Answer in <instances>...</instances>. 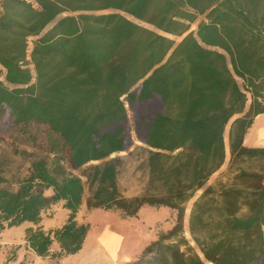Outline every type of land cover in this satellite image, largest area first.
Returning <instances> with one entry per match:
<instances>
[{"label":"trees","instance_id":"16d2710c","mask_svg":"<svg viewBox=\"0 0 264 264\" xmlns=\"http://www.w3.org/2000/svg\"><path fill=\"white\" fill-rule=\"evenodd\" d=\"M263 95L264 0H1L0 118L7 112L16 126H48L57 162L83 174L58 179L39 160L19 191L0 185V231L38 225L45 209L63 202L66 222L53 231L27 228L26 244L41 257L54 242L53 257L77 253L91 226L77 220L83 176L89 209L138 219L143 205L171 206L181 220L185 202L225 163L231 122L234 175L194 201L193 244L173 253L157 238L132 264H262L264 170L254 163L264 148L245 146L244 138L264 113ZM127 102L151 116L140 117L150 182L134 197L121 193L111 157L128 147Z\"/></svg>","mask_w":264,"mask_h":264},{"label":"rangeland","instance_id":"374dc122","mask_svg":"<svg viewBox=\"0 0 264 264\" xmlns=\"http://www.w3.org/2000/svg\"><path fill=\"white\" fill-rule=\"evenodd\" d=\"M33 1V0H30ZM1 2V0H0ZM109 11H100L96 15L105 14ZM130 20L131 18L128 17ZM202 18V17H201ZM200 18V19H201ZM141 24L147 25L140 22ZM148 26V25H147ZM197 23L192 24L191 30H196ZM177 42L182 37L171 36ZM34 37L29 38V53L33 47ZM241 83V80H239ZM251 102V97L248 94L247 106ZM129 111L128 120L123 123L125 128V136L128 147L125 151L115 153L111 157H117V171H118V186L121 193L125 197H134L143 195L148 189L150 182V169L148 165V157L150 153V146L140 138L142 124L140 117L142 115L147 118L151 117L144 109L126 103ZM237 117V116H236ZM235 117V118H236ZM233 121V120H232ZM231 122L225 130V144H226V160L223 166L214 172L206 181L205 185L198 188L194 194L185 202V214L180 220L179 210L171 206H153L143 205L145 214L142 213L144 222L147 221L145 228H135L134 223L138 222L131 217H123L120 212L106 211L95 214L93 222L99 224L109 222L110 224H123L124 231L131 237L126 242V247H130L133 252L137 247L134 245H142L145 241H152L157 238L161 239L165 245L174 246V252H184L186 249V241L192 244L191 236L188 229V219L194 201L200 196L203 190L209 185H216L220 182L231 183L234 175V170H230V150H229V131ZM49 128L48 126L37 121L31 122L28 126H16L14 120L5 112L0 118V185L1 187L10 191H19L21 185L30 176L32 172V165L35 161L45 160L48 168L51 169L58 179H62L68 174L82 175V170H75L64 158L57 162L56 155L50 151L49 143ZM97 163V162H93ZM248 165V164H246ZM254 167L264 170V160L258 158L254 163ZM85 184V191L83 197V217L84 219L89 215V207L87 206V199L92 192L86 177L83 176ZM46 194L50 193L49 189L45 190ZM61 203V202H59ZM58 204V203H57ZM57 204L45 209L43 218L48 219L58 217L54 215L57 212ZM56 208V209H55ZM140 208V209H141ZM55 209V210H54ZM106 211V212H105ZM140 211V210H139ZM144 211V210H143ZM58 213V212H57ZM62 218H59V222ZM140 224V221L138 222ZM40 224V223H39ZM30 222H25L19 226L6 228L0 231V261L3 256H7L9 260H17L19 257H25L27 264H30V248L25 244L26 229L30 227ZM126 225V226H125ZM37 226V225H35ZM40 226V225H39ZM35 228V227H34ZM9 229V230H8ZM47 231V230H46ZM138 245V246H139ZM168 254V252H165ZM172 255V253H170ZM134 257V255H133ZM133 257L126 255L125 261L133 263ZM162 261V260H161ZM152 263L151 260L146 259L144 264ZM8 264V262L6 263ZM264 264V262L262 263Z\"/></svg>","mask_w":264,"mask_h":264},{"label":"crops","instance_id":"0c3cea01","mask_svg":"<svg viewBox=\"0 0 264 264\" xmlns=\"http://www.w3.org/2000/svg\"><path fill=\"white\" fill-rule=\"evenodd\" d=\"M251 103V102H250ZM264 103V99H263ZM250 104L247 106V110L249 109ZM244 145L248 147H258L264 148V113L258 114L248 129L245 138ZM51 192V191H49ZM50 194V193H48ZM57 212L54 215L58 214V217L53 220V218L45 221L42 219L40 224L35 226V224L30 225V227H38L39 225L47 231L55 230L61 227L67 220L69 211L68 209L63 207V202L58 203ZM54 206V205H51ZM54 209V210H55ZM104 211L101 208L89 209V215L84 219L83 217V204L80 208V211L77 215V220L80 222H89L90 230L86 236V239L83 243L82 249L75 254L65 255L60 258L53 257V253L58 252L60 247L57 242L53 243L50 255L46 257L38 256L33 250L30 249V264H127L124 257L126 255H130L133 257V261L136 260L137 254L145 248L146 245L150 243V241H145L142 245H134L137 247L133 252L130 250V247H126V242L130 235L126 234V230L123 229V224H110L109 222H102L99 224H95L93 222L95 214ZM144 210V211H143ZM145 208H141L138 212L139 218H132L140 221L134 223L135 228H145L147 221L142 220L143 214H145ZM45 211V210H44ZM44 211L42 216L44 215ZM106 212V211H105ZM43 218V217H42ZM59 218L62 220L59 222ZM126 226V225H125ZM9 230V229H8ZM26 234V232H25ZM26 236V235H25ZM26 242V240H25ZM26 244V243H25ZM27 264V260L25 257L18 258L17 260H9L7 256H3L0 264ZM129 264H132L129 263Z\"/></svg>","mask_w":264,"mask_h":264},{"label":"built area","instance_id":"2783aa9c","mask_svg":"<svg viewBox=\"0 0 264 264\" xmlns=\"http://www.w3.org/2000/svg\"><path fill=\"white\" fill-rule=\"evenodd\" d=\"M261 99H262V101H263V99H264V95H263V97H262Z\"/></svg>","mask_w":264,"mask_h":264}]
</instances>
